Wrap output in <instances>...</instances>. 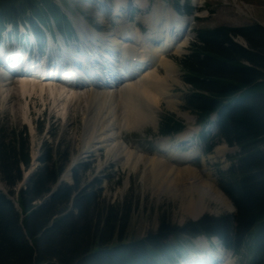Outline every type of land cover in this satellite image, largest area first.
Segmentation results:
<instances>
[{
  "label": "trees",
  "instance_id": "trees-1",
  "mask_svg": "<svg viewBox=\"0 0 264 264\" xmlns=\"http://www.w3.org/2000/svg\"><path fill=\"white\" fill-rule=\"evenodd\" d=\"M28 11L34 28V20L66 19L52 0H0V29L5 22L25 19ZM181 65L191 87L185 108L201 123H214L216 138L241 149L219 180L235 213L206 215L182 227L162 218L156 232L130 240L125 230L130 209L106 202L100 180H85L89 163L74 165L72 183L54 189L71 161L60 142L43 140L38 167L17 190L31 168V139L25 126L0 122L5 188L0 189V264H165L169 237L183 234L217 236L235 252L247 248L251 264H264V91L259 89L264 85V26L201 28ZM183 128L182 121L166 116L160 132L171 135ZM36 129L42 135L45 122Z\"/></svg>",
  "mask_w": 264,
  "mask_h": 264
},
{
  "label": "rangeland",
  "instance_id": "rangeland-1",
  "mask_svg": "<svg viewBox=\"0 0 264 264\" xmlns=\"http://www.w3.org/2000/svg\"><path fill=\"white\" fill-rule=\"evenodd\" d=\"M57 1L59 2V0ZM147 1H149V6L147 5L148 7L144 10H141L137 5V1L134 0H129L127 5H120L117 8L115 0H61L60 2L67 8L68 13L71 14L75 28H77L75 23H78L79 26L85 20L84 22L88 25L90 24L91 27L97 28L101 31L100 33H110L116 28H119L120 22L123 20H120L121 18L119 19L117 16L122 15L125 17L124 21L130 24L132 28H140L141 33H143L142 30L147 33L150 27L143 20L146 15L151 14L155 0ZM162 1L164 6L166 5L165 8L175 9L176 0ZM100 2L105 3V5H101ZM179 2H182L184 8L188 5V8L192 6L193 9L190 14L181 13L180 15L176 13L179 16L183 15L182 17H193L194 19L188 22L190 28L187 24L190 37L189 45L186 47L185 53L182 55H176L174 53L166 54V56L169 54L167 58L175 63L180 81V84L172 82L169 90L170 94L174 96L173 100H175L176 107L171 109L168 103L163 100L160 110L156 112L158 118L157 127L153 124H148L140 130L124 131L123 139L131 149L138 148L146 155L150 156L156 153L165 155L159 145V140L162 138H171L169 140L176 143L180 135L163 136L160 132L163 118L173 116L176 120L182 121L186 125L183 134L186 133L185 130L193 131L192 133H194L193 137L189 136L187 138L188 140L183 142L184 144H179V146L183 144L180 147L182 151L186 152L192 148H198L202 154V156H196V159L194 157V160L192 159L189 165L200 171L204 176V170H209L215 179L216 186L221 190L219 186L220 173L229 170L236 163V159L241 150L237 146L231 147L228 144L226 146L225 142L215 137L216 129L213 124L208 126L201 124L198 117L185 108V97L191 88L184 80L181 61L189 54L191 45L196 39V32L201 28H216L219 26L242 27L252 24L264 26V0H202L201 5H196L195 0H179ZM65 3H67L68 7ZM193 3L196 8L193 6ZM101 14L105 17L104 22L99 21L98 15ZM195 14L197 15L196 18L195 16H190ZM80 17L81 20L82 18L84 19L81 22ZM75 40L76 37L73 36L69 42L73 44ZM237 41L244 45L242 38L237 39ZM158 68L160 73L165 74L162 66L159 65ZM10 82H13L11 84L12 86L10 85L12 91L10 92L11 94L9 93L7 95V103L4 104L5 107H2L3 105L0 104V122L17 125L19 127L25 126L28 129L33 159L39 157V150L43 140H48L49 142H60L63 147L69 149L71 161L68 167L81 162L89 163L91 169L86 172L85 180L88 182H93L96 179L100 180L104 188L106 202L110 205L122 204L124 208L127 207L130 209L125 227L128 239L144 238L147 234L156 232L161 225L162 218L166 219L168 224L178 227L198 220L194 221L185 212V206L188 204V201H185L187 202L186 204L185 202L183 203L179 198V193H172L170 190L173 189H166L164 183H162L161 187L155 184L156 187L153 182V177L147 174L144 176L145 170L143 164H140L137 170L129 173L128 167L124 166L123 163H116L113 156L108 155L105 149H99L97 151L95 149H84L82 144L84 127L82 109L85 103L83 99L77 101L71 97H66L64 94L60 96L56 92L52 93V91L45 93L37 90L33 91L34 88L29 89L27 92L28 95L20 91V88H18V80H12ZM54 83H56L55 86H59V88L58 86L56 87L58 89L64 86L60 82ZM259 89L264 91V85L260 86ZM13 92L14 94H12ZM43 122H45V129L42 135H40L36 128L37 125ZM190 127H194V129H190ZM54 135H57L55 141L50 138ZM190 137L192 139L191 141L189 140ZM209 145H212L211 150H207V146ZM219 147H227L225 156L221 157L216 154V150ZM175 175L174 172H164V174L161 172L158 174L162 178L161 181L164 178ZM66 182L72 183V179H68ZM1 183L0 185L3 184ZM205 201L207 209L200 219L206 215L218 217L228 214L231 215L235 212L234 209L229 210L223 208L208 199H205ZM200 238H192L187 235L170 236L168 239L170 246L171 244H176L179 250H183V247L186 246V250L182 256L178 252L175 254L178 256V261L173 262L168 259L167 264H189L193 259H200L199 257L203 254L208 255L202 247V243L199 242H202ZM178 244H182L183 246H179ZM210 247L214 252L217 251L216 245L212 242ZM230 252L233 255L230 259L233 261L232 264H250L251 254L247 248L243 247L240 252ZM192 253L196 255L199 253L202 254L190 258V254ZM207 260L213 259L207 256Z\"/></svg>",
  "mask_w": 264,
  "mask_h": 264
},
{
  "label": "bare ground",
  "instance_id": "bare-ground-1",
  "mask_svg": "<svg viewBox=\"0 0 264 264\" xmlns=\"http://www.w3.org/2000/svg\"><path fill=\"white\" fill-rule=\"evenodd\" d=\"M128 1L115 0L116 8L127 5ZM134 1H137L141 10L149 6L147 0ZM195 3L201 5L202 0H195ZM165 6L162 0H155L151 14L146 15L143 20L150 27L147 34L141 33L140 29L132 28L124 21L125 17L122 15L117 16L123 20L119 28L110 33H100L81 20L78 30L82 45L78 46V51L82 55H76L77 49H65L63 56L65 59H70V67L80 64L79 69L84 73L67 76L64 81L61 78L44 80L38 76V73L22 70L17 74V78H21L18 81V88L24 94L34 88L33 91L42 93L52 91L77 101L83 99L85 103L82 109L84 149L96 151L105 149L108 155L113 156L116 163H123L128 167L129 173L143 164L144 176L147 174L153 177L154 185L161 187L164 183L166 189L171 188L172 193H179L183 203L188 201L185 212L196 221L207 209L205 199L229 210H233V206L227 195L216 186L215 179L209 170H204V176L189 165L194 157L202 156V154L198 148L183 152L179 144L187 141L193 131L181 133L183 135L178 136L176 143L171 142V138L170 140L160 139L159 145L165 152V156L159 154L149 156L141 150L131 149L123 139L124 131L140 130L148 124L157 127L156 112L160 110L163 100L171 109L176 107L174 96L169 90L172 82L180 84V81L175 63L168 59L166 54L185 53L190 37L187 24L194 18L179 16ZM98 17L100 22H104L103 14ZM134 58L135 61H133ZM8 60V67H18L26 63L27 55L16 53ZM37 65L40 69L47 70L42 63ZM159 65L163 67L165 74L160 73ZM52 72L54 73L53 70ZM8 73V70L2 71L0 68L2 107H5L7 95L12 91L10 85L13 82L5 80ZM45 73H49L48 70ZM55 81H62L60 83L64 86L58 89L57 85L58 88H56ZM226 148H217L216 154L225 156ZM161 172L162 174L174 172L176 175L161 181L162 178L158 176ZM200 239L202 242H199L202 243L208 255L203 254L199 257L200 259H193L189 264H232L233 261L230 260L232 254L219 244H217V251L214 252L205 237ZM214 242L217 243L216 240ZM207 256L213 260H207ZM194 257L197 256H192Z\"/></svg>",
  "mask_w": 264,
  "mask_h": 264
},
{
  "label": "water",
  "instance_id": "water-1",
  "mask_svg": "<svg viewBox=\"0 0 264 264\" xmlns=\"http://www.w3.org/2000/svg\"><path fill=\"white\" fill-rule=\"evenodd\" d=\"M35 163H37V160H36V159L34 160V164H35ZM71 168H72V166H69V168H68V169L66 170V172L62 175V177L60 178V180L58 181V183L56 184V186H55L54 189H56V188H57L62 182L66 181V180H68V179H71V175H72V173H71ZM34 169H35V168L32 167L31 170H29L28 172L25 173L24 178H23L22 182L19 184V187H18V188H20L21 186H24V185L27 183L28 178L30 177V175H31V173L33 172ZM3 188H4L3 185H1V186H0V189H1V190H4Z\"/></svg>",
  "mask_w": 264,
  "mask_h": 264
}]
</instances>
